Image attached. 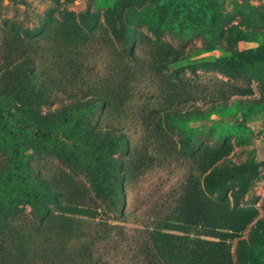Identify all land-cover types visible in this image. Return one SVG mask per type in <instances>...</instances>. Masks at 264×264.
<instances>
[{
	"label": "rangeland",
	"instance_id": "obj_1",
	"mask_svg": "<svg viewBox=\"0 0 264 264\" xmlns=\"http://www.w3.org/2000/svg\"><path fill=\"white\" fill-rule=\"evenodd\" d=\"M120 1L0 0V264H31L55 227L82 232L80 221L91 218L123 226L113 228L108 256L127 264L137 231L166 218L184 190L196 213L203 193L221 219L236 208L230 264H264V57L236 60L264 53V0ZM78 29L89 34L71 46L83 84L32 81L62 76L57 63L72 41L63 35ZM132 31L144 40L129 71L135 93L107 101L96 87H115ZM154 42L180 58L151 60ZM24 55L43 69L21 68ZM203 145L214 149L206 158ZM241 165L256 172L244 190L227 183V194L236 193L218 201L220 184L205 176Z\"/></svg>",
	"mask_w": 264,
	"mask_h": 264
},
{
	"label": "trees",
	"instance_id": "obj_2",
	"mask_svg": "<svg viewBox=\"0 0 264 264\" xmlns=\"http://www.w3.org/2000/svg\"><path fill=\"white\" fill-rule=\"evenodd\" d=\"M134 2L136 0H121L119 6L120 8H126ZM113 29L116 34L117 30L114 27ZM88 35L82 29L63 35V37L68 40L72 39V41L71 43L63 42L65 47L60 56L63 58L64 63L62 65L57 63L61 77L57 76L54 78L48 73H43L42 77H31V80L42 83V88L56 85L60 90L66 86H73L78 83L83 84L86 75L82 71L81 63L71 54V48H73L71 46L78 45L76 38H87ZM130 38L132 39V44L126 52L127 58L124 57L119 60V68L111 75L115 87L112 89L109 87H96L98 97L107 101H116L117 98L127 101L135 93L136 88L132 86V77L129 71L138 60V49L144 40L141 35H136L133 31L130 33ZM152 47L153 49L150 51L151 60L169 63L178 60L181 56L180 51L172 48L169 43L154 42ZM261 56L264 57V53H256L236 60H250ZM230 59L232 60V58ZM20 67H32L42 70L44 63L41 60L34 59L32 56L24 55ZM127 72L128 77L122 74ZM107 80H110V77ZM6 85L7 83L5 82L4 86ZM224 94L223 90L219 93L220 96H224ZM167 96L152 98L150 101L162 100L165 103L169 99ZM14 143L16 145L15 141ZM212 151H214L212 146L203 145V158L208 157ZM209 164H211V161ZM252 172H256V165H241L233 168L215 166L205 176V182H209V185L220 184L221 189L217 195L218 201H222L225 204L229 196L236 193L227 194L225 185L237 180L241 182V188L244 190L243 187L249 182L248 177ZM211 204H215V201H212L203 193V214L194 212L191 200L187 196L186 190H184L177 198L175 205L169 210L166 218L157 219L137 231V243L127 264H230L231 255L227 241L233 237V231L238 222L236 218L237 210L230 207L229 217L221 219L217 213L211 211ZM57 206H61L60 203H57ZM47 213L49 216L51 215L50 211ZM16 215V222L18 223L20 221L23 222L26 218L23 213ZM40 222L44 224L46 220H40ZM80 222L87 224L88 229L79 232L80 227L77 232L72 233L65 227H55L54 235L49 238L51 242L48 247L39 253L34 252L31 255V264H111L108 256L111 249L108 248L107 244L112 236L113 228L123 229V226L109 224L105 221H96V218L83 219ZM98 227L102 232L98 230ZM172 230H176L178 233L171 232ZM239 243L240 253L247 255L249 251L245 246L244 240L239 239ZM2 247L3 242L0 239V249ZM214 250L217 252H214ZM207 251L211 253L210 256H208ZM222 252L224 253L223 260L217 254Z\"/></svg>",
	"mask_w": 264,
	"mask_h": 264
}]
</instances>
